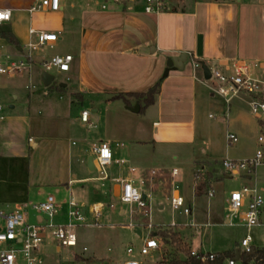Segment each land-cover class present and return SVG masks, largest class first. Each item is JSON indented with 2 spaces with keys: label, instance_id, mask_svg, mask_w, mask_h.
<instances>
[{
  "label": "rangeland",
  "instance_id": "rangeland-1",
  "mask_svg": "<svg viewBox=\"0 0 264 264\" xmlns=\"http://www.w3.org/2000/svg\"><path fill=\"white\" fill-rule=\"evenodd\" d=\"M241 1L250 3L255 0ZM258 1L261 7L256 8L255 12L259 11L263 15L264 0ZM64 2L68 5L70 0ZM34 3L35 0H0V8L26 9ZM69 12L70 9L67 8L65 16ZM255 12L250 37L244 41L250 51L245 57L264 61V21H255ZM61 15L63 14L59 12L39 11L33 14L30 21L28 14L18 13L13 23L0 26V33L13 34L18 30L16 32L23 38L18 47L0 37L8 43L0 45V64H25L20 74H0L3 115L6 119L11 116L28 117L31 123L30 137L39 145L37 148L31 147L30 157L23 161L0 159V211L10 213L18 210L33 223L38 216L47 218L46 214L37 212L34 207L44 202L48 196H53L61 207L52 222L54 225L64 226L72 222L68 205L72 197L78 202L82 212H87V221L92 218L90 208L102 207L100 226L88 227L81 224L75 227L76 247H59L47 240L39 255L42 264H102L107 260L111 264H124L131 259L127 254L129 248L133 249V258L139 262L162 264L174 257L186 260L188 253L195 249L214 254L234 252L247 236L252 237L254 247L264 248L263 229L248 230L239 225L238 220L233 221L234 226L225 223L229 217L227 200L233 191L248 186L256 188L264 198V165L256 169L251 179L238 176L227 178L221 172L219 178H212L213 181H218L214 185L216 194L213 198L204 196L198 200L194 191V173L200 169L197 162L216 160L208 170L212 171L215 167L221 170L223 160L243 161L252 158L257 152V139L263 132L262 123L250 113L246 98L241 96L233 100L226 119L223 116L227 107L222 99L212 96L208 88H202L204 97L210 99L214 106L198 116L197 136L193 137V142L182 140L156 145L152 142L155 135L153 123L159 120L158 115L153 110L131 114L121 110L125 107L122 101L109 102L104 84L110 82V58L93 53L80 54L76 41L63 35L65 16ZM30 30L60 33L62 40L52 48L45 46L34 50L29 45L37 44V38L29 35ZM237 40L238 38L234 42L235 46L238 44ZM223 42L226 43L223 40L217 41L219 44ZM191 43L188 38H178L170 44L166 43V47L185 48L187 53L193 51ZM204 43L205 41L199 40L200 47ZM155 44L156 40L152 46ZM149 51L151 49L146 52ZM65 55L73 57L71 71L67 74L51 72L56 80L53 89L49 90L42 82L45 72L43 63L52 57ZM186 65L193 69L190 60ZM206 65L213 67L211 61H207ZM180 73L184 76L194 74L187 69ZM82 84L90 89L89 94L80 95ZM61 85L67 87L60 90ZM94 109L98 110L97 114L93 113ZM83 111L90 113L92 127L81 122ZM210 116L218 118L212 120ZM228 133L238 136V142L233 146L227 143ZM101 141L112 145L114 152L118 154L114 157L115 161H126L125 165L114 162L107 167L109 180H102L104 174L97 169L90 171L88 167V159L93 156L92 148ZM117 144L123 147H117ZM203 151H206V156ZM132 168L137 171L134 175L136 179L144 168H148L149 172H171L177 169L179 177L174 182L179 194L193 209L192 216L172 210L168 200L172 180L170 184L167 182L162 186L161 191L165 196L161 193L148 195L149 216L141 223L144 236L148 234L144 223L150 222L156 231L169 227L172 223L179 226L161 232L160 250L149 256L139 254L143 241L135 234L134 229L128 227L131 207L122 204L115 196L117 178H125ZM110 205L114 209H110ZM191 222L204 226L192 229L185 227ZM3 225V219H0V226ZM19 264L25 262L20 259Z\"/></svg>",
  "mask_w": 264,
  "mask_h": 264
},
{
  "label": "crops",
  "instance_id": "crops-1",
  "mask_svg": "<svg viewBox=\"0 0 264 264\" xmlns=\"http://www.w3.org/2000/svg\"><path fill=\"white\" fill-rule=\"evenodd\" d=\"M170 1L173 2L172 5ZM34 4L26 9H9L12 12V18L10 22L4 24L13 23L18 13L28 14L31 21L34 13L31 14L30 9ZM259 7L261 4L258 0L250 3H243L241 0H169L167 12L162 15H147L144 13V0H124L119 3L111 1L106 10L102 9L101 0H70L68 5L65 2L62 3V10L59 13H62L61 16L64 17L67 8L70 9L69 14L64 17L63 35L76 41L80 48V54L93 53L110 58L112 63L109 73L110 82L104 84L106 88L104 92L109 96V102L116 101L112 98L120 94L146 93L161 81L160 94L155 98L154 104L144 110L146 112L153 110V113L158 115L159 120L153 123L155 135L152 140L157 145L182 140L193 142V137L197 136L198 116L203 115L206 109L214 106L211 100L206 99L203 95L202 88H207L209 83L204 78L201 68L194 69L193 66L192 69L185 63L183 70L193 71L194 74L184 76L180 73L183 70H178L170 72L168 77L164 78L167 60L186 53L185 48H167L166 43L170 44L171 41L178 38H188L190 42L192 41L193 49V51L187 52L190 55L188 61L190 60L192 65L195 62L206 64L207 61H211L213 67L207 66L211 72L219 68L220 64L229 62L236 57L251 61L260 60L246 58L245 56L250 51L244 45L245 39L249 38L251 34L253 13ZM263 16L264 14L261 15L258 11L255 21H264ZM16 31L13 35L21 45L23 38ZM59 38L62 40L60 33ZM237 38L238 44L235 46L234 42ZM155 40L156 44L152 46ZM199 40L205 41L203 47H200ZM218 40L226 41V43L219 44ZM6 44L8 43L5 40L0 39V45ZM146 49H151V51L148 53ZM79 90L81 96L90 93V89L83 84L80 85ZM129 102V106L123 102L125 107L121 110L132 114L130 109L138 105L141 111V105L135 99L131 98ZM11 109L14 108L11 107ZM93 113L97 114L98 110L94 109ZM30 134L31 123L28 117L11 116L8 119H0V159L23 161L29 158V149L39 146L30 137ZM113 153L114 157L118 155L114 150ZM203 154L206 156V151H203ZM213 161L202 160L197 164L207 173L210 172L208 169L213 166ZM211 170L214 172L213 178L220 177L219 168L215 167ZM136 172L131 173L129 170L125 178H117V180L134 181L138 187H141L147 198L149 194L155 193L165 196L161 190L164 183L170 184L171 172L155 171L157 174L152 175L153 171L149 172L148 168H144L138 179L134 177ZM141 178L146 181L144 186L140 185ZM213 180H210V187L215 190L214 185L218 181ZM195 188L194 178V191ZM120 190L121 186L117 184L115 196L119 194ZM204 196L207 197V193ZM203 197L196 198L201 200ZM42 217H36L32 224L40 222ZM130 220L139 224V229L137 226L131 228L129 224L128 227L134 229L135 234L140 231L141 236L137 235L142 239L144 236L141 230L143 220L138 216L129 218L127 222ZM28 222L31 223L29 219ZM227 222L228 218L225 223L227 224ZM196 225L200 228L204 226L199 223ZM3 227L4 225L0 226V230ZM143 244L144 242H142V246ZM128 261H125L124 264ZM107 263L111 264V261L107 260L102 264ZM139 263L145 264L144 261Z\"/></svg>",
  "mask_w": 264,
  "mask_h": 264
},
{
  "label": "built area",
  "instance_id": "built-area-1",
  "mask_svg": "<svg viewBox=\"0 0 264 264\" xmlns=\"http://www.w3.org/2000/svg\"><path fill=\"white\" fill-rule=\"evenodd\" d=\"M65 0H35L34 6L30 9V13L39 11L44 12H60L62 10V3ZM122 2L124 0H101L102 9L106 10L109 2ZM169 8V0H144V13L147 15H162L167 12ZM12 12L9 9L0 8V26L4 23L10 22ZM30 36L37 38V44H30L32 49H38L45 46L53 47L59 41V34L47 32L29 31ZM190 55H188L189 57ZM73 57L71 55L55 56L50 60L43 63V68L46 73L50 74L57 71L61 74H66L71 71V64ZM194 69L201 68L197 62L193 64ZM25 68L24 63H12L9 66L6 63L0 64V74L14 75L20 74ZM207 88L210 90L212 96L222 99L227 107V112L224 118H228L230 107L233 100L243 96L247 100L250 113L254 118L262 123L263 132L257 139L258 150L255 155L247 160L235 161L225 159L222 161L221 174L226 177L233 178L246 177L251 178L258 167L264 165V61L260 60H246L242 57H236L229 62L219 65L215 71L211 72V78L208 80ZM212 120H217V116H210ZM0 119L4 120L3 107L0 104ZM81 122L88 124L89 127L93 125L90 123V113L83 111L81 113ZM226 140L229 146H233L238 142V136L234 133H228ZM123 147V145H116ZM93 162L95 169L104 174L102 180H109L110 174L106 171L112 163L117 165H125L124 160H114V153L112 146L108 143L100 142L95 144L92 148ZM131 173H135L134 168L130 169ZM206 170L199 169L195 174V186L201 179V175L205 174ZM152 175L157 173L153 171ZM171 191L168 196L171 208L174 212H179L185 216H192L193 210L187 205L185 199L179 194L178 186L175 184V179L179 177V171L174 169L171 171ZM140 185L144 186L145 179H140ZM120 184L121 190L116 197L122 204H127L131 207V219L138 216L142 220L148 218L147 209L149 207L148 198H144V193L141 187H138L132 180H116ZM175 187V189H174ZM174 189V191H173ZM173 191V193H172ZM216 191L210 187L207 192L208 198L215 197ZM69 205V218L72 221L69 225L58 226L52 222L53 217L58 214L60 205L56 203L53 196H48L47 199L35 206L34 209L47 215L41 218L40 222L35 224L29 223L27 217L20 211L5 213L0 211V219L4 220V227L0 230V264H19L22 259L25 264H42L39 257L41 249L44 247L47 240L56 243L59 247H76L77 238L74 233L76 226L81 224L88 227L100 226L103 218L102 207L93 206L90 208L92 218L87 221L86 212H82V208L78 202L72 197L68 202ZM114 209L113 205L109 206ZM227 210L229 213L227 225L234 226L233 221L238 220L239 225L247 228L263 229L264 234V198L256 188L248 186L243 187L241 190L233 191L227 200ZM74 221V222H73ZM130 220V227L139 229V224H133ZM148 234L142 236L143 246L140 248L141 256H149L154 252L160 250V234L165 230L175 229L179 227L177 224L172 223L169 227L154 229L150 222L145 224ZM189 228H200L198 225L191 222L185 225ZM144 234V232L142 233ZM252 237L247 236L239 244L237 250L242 255L244 252H249L254 247L252 245ZM256 248V247H255ZM263 249L264 248H260ZM236 250V251H237ZM128 255H133V249L127 250ZM235 253V252H234ZM190 257L196 259L201 264H216L220 258L219 254L204 253L199 249L192 250ZM188 259V258H187ZM233 258L225 260L224 264H238ZM126 264H140L136 259H130ZM254 264V263H252ZM261 264V263H260Z\"/></svg>",
  "mask_w": 264,
  "mask_h": 264
},
{
  "label": "trees",
  "instance_id": "trees-1",
  "mask_svg": "<svg viewBox=\"0 0 264 264\" xmlns=\"http://www.w3.org/2000/svg\"><path fill=\"white\" fill-rule=\"evenodd\" d=\"M172 5L173 2L170 1ZM0 37L5 39L9 44L20 46L17 39L11 33H0ZM61 88V87H59ZM49 90L53 89V85L48 88ZM61 88L60 90H62ZM161 92V81L156 83L152 88H150L146 93H130V94H120L112 98V100H122L126 105H130L129 99H135L141 105V111L143 112L147 107L151 106L155 102V98ZM214 172L210 171L203 175H201V179L199 180L197 187L195 188V196L203 197L210 188V180L213 178ZM220 258L216 264H224L225 260L234 257V252H226L223 254H219ZM77 258V257H76ZM242 264H264V250L260 248L253 247L251 251L244 252L241 255ZM162 264H201L196 259L190 257V253H188V259L182 260L179 258H172L168 262H163Z\"/></svg>",
  "mask_w": 264,
  "mask_h": 264
},
{
  "label": "water",
  "instance_id": "water-1",
  "mask_svg": "<svg viewBox=\"0 0 264 264\" xmlns=\"http://www.w3.org/2000/svg\"><path fill=\"white\" fill-rule=\"evenodd\" d=\"M187 61H188V54L187 53H182L180 56L168 59L167 63H166L164 78L168 77L169 73L172 71L183 70L184 65H185V63H187ZM200 65H201V69L204 73V78L206 80H209L211 78L210 69L207 67V65L204 62H202ZM55 80H56L55 76L48 74L46 72H44L42 75V82H43L44 87H46V88H49L50 86H52L54 84ZM64 86L65 85H61V87H64ZM130 111H132L133 113H139L140 107L137 105L136 107L130 109ZM88 167H89L90 171L95 170V166H94L92 156L89 157V159H88ZM227 178H229V177H227ZM144 198H146V196H144ZM129 223H130V221L128 222V224ZM133 224L137 225L138 223L133 222ZM136 234L141 236L140 231H138V233H136ZM234 256H235V260L237 262L241 261V254H240L239 250L235 251Z\"/></svg>",
  "mask_w": 264,
  "mask_h": 264
}]
</instances>
